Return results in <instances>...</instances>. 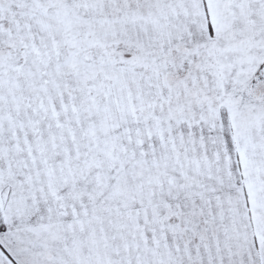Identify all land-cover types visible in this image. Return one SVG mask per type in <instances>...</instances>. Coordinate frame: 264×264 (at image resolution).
Wrapping results in <instances>:
<instances>
[{
    "label": "snow or ice",
    "instance_id": "snow-or-ice-1",
    "mask_svg": "<svg viewBox=\"0 0 264 264\" xmlns=\"http://www.w3.org/2000/svg\"><path fill=\"white\" fill-rule=\"evenodd\" d=\"M0 264H264V0H0Z\"/></svg>",
    "mask_w": 264,
    "mask_h": 264
}]
</instances>
